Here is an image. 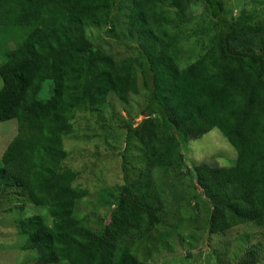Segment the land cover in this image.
<instances>
[{"label": "trees", "instance_id": "obj_1", "mask_svg": "<svg viewBox=\"0 0 264 264\" xmlns=\"http://www.w3.org/2000/svg\"><path fill=\"white\" fill-rule=\"evenodd\" d=\"M225 4L0 0V122L18 127L1 159L0 204L11 213L19 204L48 210L47 219L27 214L17 220L23 250L35 264H147L138 245L171 211L168 183L158 182L155 170L168 180L188 177L209 212L210 235L227 240L236 264H264V245L252 244L247 232L264 235V20L239 26ZM194 5L212 19L204 23L202 33L212 36L201 50L182 28ZM94 30L105 31L99 41ZM107 38L126 53L106 51ZM142 92L144 119L124 127L121 156L125 172L131 151L141 152L144 165L133 181L99 192L109 215L97 229L80 213L90 192L65 164V142L80 110L103 119L111 96L129 104ZM213 130L232 148V164H187L189 142ZM194 212L190 219L199 218Z\"/></svg>", "mask_w": 264, "mask_h": 264}, {"label": "rangeland", "instance_id": "obj_2", "mask_svg": "<svg viewBox=\"0 0 264 264\" xmlns=\"http://www.w3.org/2000/svg\"><path fill=\"white\" fill-rule=\"evenodd\" d=\"M223 1L226 3V9L231 12L230 20L239 22V26L257 24L264 20V0ZM188 19L189 21L182 26L185 32L188 31L186 34L188 43L194 44L193 47L201 50L210 35L202 32L206 24L212 23V19L203 5L192 6ZM122 22H124L121 26L123 32L125 21ZM98 31H93L97 39L101 37L99 35L104 36L105 33ZM102 45L106 51L111 49L112 53H126V50L108 38ZM185 59L189 64L188 58ZM1 62L0 59V64ZM2 87L3 82L0 78V89ZM110 103L111 107L105 110L103 119L97 114L80 110L74 121L75 133L65 142L69 152L65 164L79 173L77 185L90 192V196L80 207V213L89 215L97 229L109 215L101 204L99 192L107 187H121L125 183V178L133 181L137 171L144 165L141 152L138 149L135 153L131 151L128 155L131 166H128L125 172L121 156L126 148L124 127L131 124L136 126L144 119L141 115L146 105L144 92L131 96L129 104H122L112 96ZM105 127L109 129L108 136ZM17 128L16 121L0 122V164L7 146L17 135ZM186 159L187 164L191 165L209 162L213 165L229 166L235 160V155L227 140L218 130H213L203 139L198 141L193 139L189 142L186 146ZM181 170L182 173H188L185 166ZM177 174L180 181L174 174L168 180L166 172L156 170L154 172L158 182L168 183L165 186L171 211L169 218L149 239L138 245L136 250L138 257L147 264H236L237 260L233 258L234 252L227 250V240L222 236L210 235L207 226L209 212L201 201V195L193 188H189L188 177L181 173ZM199 202L201 203L198 204ZM21 206L24 209L22 213H20ZM7 207L0 204V264H35V260L31 259V257L34 259V255L23 250L26 238L18 233L17 220L26 219L28 215H42L49 218L48 210L32 207L30 204H19L17 210L11 213L8 212ZM187 209L192 211L187 212ZM193 211L199 215L198 219H190ZM247 232L251 235L252 244L264 245L262 233ZM237 233L244 234L243 230L239 229ZM234 235L235 232L232 237ZM233 245L232 241L230 247L234 251L236 249Z\"/></svg>", "mask_w": 264, "mask_h": 264}]
</instances>
